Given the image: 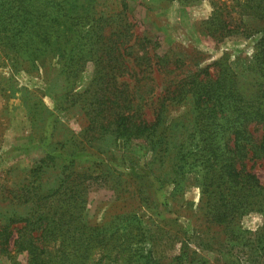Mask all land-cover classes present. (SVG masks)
I'll use <instances>...</instances> for the list:
<instances>
[{
    "label": "rangeland",
    "instance_id": "obj_1",
    "mask_svg": "<svg viewBox=\"0 0 264 264\" xmlns=\"http://www.w3.org/2000/svg\"><path fill=\"white\" fill-rule=\"evenodd\" d=\"M92 3L95 10L111 16L103 42L118 48L109 56L114 61L118 53L120 68L114 74L128 85L132 108L137 114L139 108L147 120L154 119L157 97L166 88L224 53H229L230 64L242 73L244 86H251L245 69L253 58L257 36L235 35L218 41L208 35L203 21L211 14L210 0L186 5L166 0ZM238 12L236 8L232 16L239 19ZM244 20L250 26L259 25L252 17ZM14 55L0 42L1 226L10 217L32 210L31 202L15 198L27 187L40 185L45 192L57 187L62 177L59 166L42 169L39 177L32 172L42 157L52 154L76 172L105 175L103 185L97 182L89 188L83 219L93 226L108 225L110 233L120 230L116 236L130 247L122 253V262L264 264L263 212L248 211L226 225L213 223L206 214L199 161L190 158L177 168L174 147L159 153L144 139L127 142L112 135L92 139L87 135L82 104L67 101L65 92L70 86L59 58L46 61L45 68ZM94 69L93 62L88 63L72 86L87 87ZM209 70L216 68L212 65ZM166 116L167 124H174L172 144L182 143L189 135L188 151L198 152L190 101L169 103ZM249 127L260 140L262 126ZM246 164L264 183V157L246 160ZM16 259L28 264L25 252ZM0 264L13 262L3 256Z\"/></svg>",
    "mask_w": 264,
    "mask_h": 264
},
{
    "label": "trees",
    "instance_id": "obj_2",
    "mask_svg": "<svg viewBox=\"0 0 264 264\" xmlns=\"http://www.w3.org/2000/svg\"><path fill=\"white\" fill-rule=\"evenodd\" d=\"M166 1L186 5L200 0ZM210 1L211 14L203 21L208 35L218 41L235 35L257 36L253 58L245 69L251 86H244L242 73L224 53L166 88L157 97L153 120L144 118L139 108L136 113L128 85L114 74L120 68L118 53L114 61L109 56L118 48L103 42L111 16L95 10L93 0H0V42L35 67L39 63L46 68V61L59 58L70 86L67 101L82 104L92 139L107 135L127 142L144 139L159 153L174 147L177 168L190 158L199 161L206 214L213 223L226 225L248 211L264 213V183L246 164L264 157V133L257 140L249 127L261 125L264 131V0ZM236 8L239 19L232 16ZM244 17H252L259 25L250 26ZM90 62L94 76L87 87L77 90L72 84ZM212 65L214 72L209 70ZM186 99L198 137V152L193 154L187 147L189 135L182 143L172 144L174 124L166 120L168 104ZM49 166L62 170L57 187L45 192L33 185L15 197L33 206L27 215L10 217L0 225V257L22 264L16 257L25 252L28 264H126L122 253L130 247L116 236L120 230L110 233L108 225L93 226L83 219L88 190L97 182L103 185L105 175L76 172L52 154L42 157L32 172L39 177Z\"/></svg>",
    "mask_w": 264,
    "mask_h": 264
}]
</instances>
